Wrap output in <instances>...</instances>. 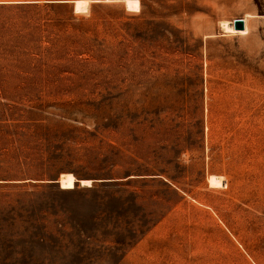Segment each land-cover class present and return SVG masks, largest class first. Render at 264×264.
Returning a JSON list of instances; mask_svg holds the SVG:
<instances>
[{
    "label": "rangeland",
    "instance_id": "obj_1",
    "mask_svg": "<svg viewBox=\"0 0 264 264\" xmlns=\"http://www.w3.org/2000/svg\"><path fill=\"white\" fill-rule=\"evenodd\" d=\"M0 264H264V0H0Z\"/></svg>",
    "mask_w": 264,
    "mask_h": 264
},
{
    "label": "bare ground",
    "instance_id": "obj_2",
    "mask_svg": "<svg viewBox=\"0 0 264 264\" xmlns=\"http://www.w3.org/2000/svg\"><path fill=\"white\" fill-rule=\"evenodd\" d=\"M243 21L245 23V28L242 30H237L235 28L234 22L225 21V22H223V26L229 32L237 33V34H246V33H248V30H249L248 25H247L248 22L245 18L243 19ZM77 181L78 180L74 176V174L69 173V174H65L62 176V178L60 179V184L62 186V189L70 190V189H74L76 187ZM80 182L83 186H91V183H92L91 180H87V179H83ZM222 182H223V178H221V177L214 176L212 178V185L213 186H221Z\"/></svg>",
    "mask_w": 264,
    "mask_h": 264
},
{
    "label": "trees",
    "instance_id": "obj_3",
    "mask_svg": "<svg viewBox=\"0 0 264 264\" xmlns=\"http://www.w3.org/2000/svg\"><path fill=\"white\" fill-rule=\"evenodd\" d=\"M14 211V210H12ZM14 214V217H11L10 218V221H13V222H16V221H23L24 223H27V221L25 220L26 219V216H22L20 214H17V213H13Z\"/></svg>",
    "mask_w": 264,
    "mask_h": 264
},
{
    "label": "water",
    "instance_id": "obj_4",
    "mask_svg": "<svg viewBox=\"0 0 264 264\" xmlns=\"http://www.w3.org/2000/svg\"><path fill=\"white\" fill-rule=\"evenodd\" d=\"M234 25H235V28L237 30H242L245 28V23H244L243 19H236L234 21Z\"/></svg>",
    "mask_w": 264,
    "mask_h": 264
}]
</instances>
